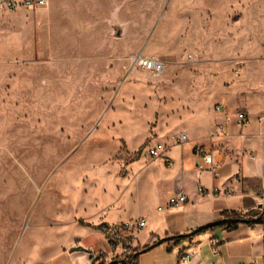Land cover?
<instances>
[{
  "label": "rangeland",
  "instance_id": "374dc122",
  "mask_svg": "<svg viewBox=\"0 0 264 264\" xmlns=\"http://www.w3.org/2000/svg\"><path fill=\"white\" fill-rule=\"evenodd\" d=\"M46 2L0 11V247L16 264L136 216L146 148L209 137L217 104L264 124V0ZM139 231L121 234L129 254Z\"/></svg>",
  "mask_w": 264,
  "mask_h": 264
},
{
  "label": "crops",
  "instance_id": "0c3cea01",
  "mask_svg": "<svg viewBox=\"0 0 264 264\" xmlns=\"http://www.w3.org/2000/svg\"><path fill=\"white\" fill-rule=\"evenodd\" d=\"M231 120L233 125L228 123L226 135L193 139L188 135L187 143L169 146L166 159H154L136 189V216L127 212L104 215L102 220L93 221V228H77L72 245H58L56 251H49L43 258L32 256L21 259L18 264H93L91 252L109 249L99 231L102 225H120L143 218L145 225L136 235V247L142 249L158 239L185 235L220 219L223 211L247 213L260 209V205L264 206V124L257 122L258 127L253 129L249 119L241 126L236 124L234 117ZM243 128L250 130L243 133ZM196 145L212 152L216 177L207 166L206 171L197 174ZM245 178L258 180L260 187L256 188V183H243ZM198 184L205 194L198 193ZM213 188H217V195ZM227 189L231 194L225 193ZM180 192L187 196V202L177 207L169 205V198ZM244 198H247L245 205ZM92 235L100 236V246L89 244ZM18 249L15 248L10 258L0 247V264H16ZM116 253H120V248ZM182 256H188V262H180ZM138 264H264V227L239 223L232 230L214 229L195 236L189 243L163 242L143 250L138 256Z\"/></svg>",
  "mask_w": 264,
  "mask_h": 264
},
{
  "label": "built area",
  "instance_id": "2783aa9c",
  "mask_svg": "<svg viewBox=\"0 0 264 264\" xmlns=\"http://www.w3.org/2000/svg\"><path fill=\"white\" fill-rule=\"evenodd\" d=\"M47 4L46 0H0V11L6 10L10 12H16L20 9H30L35 10L45 7ZM134 64L148 71H152L156 76L162 74L164 70V64L162 61L147 56L137 55L134 58ZM215 111L217 115L221 117V120L214 126L213 130L210 132V138L221 137L227 134L228 123L231 118L234 117L236 124L241 126L247 119V114L242 110H237L232 114L226 110L224 105L217 104L215 106ZM241 136V134H240ZM189 141L187 133H181L176 138H174V144L182 145ZM146 156L152 160L154 159H166L165 154L167 153L169 146L163 143H155L154 145H149L146 148ZM194 151L197 155L196 170L197 174L200 175L202 172L206 171V166L209 167L211 174L216 177L215 170L213 168V157L212 152L208 149L196 145ZM197 191L200 194H205V190L201 185H197ZM213 193L218 194L217 188H213ZM226 194H231V190L227 189ZM187 202V196L180 192L172 195L168 203L173 207L180 206ZM264 207L260 205V209ZM145 225V220L143 218H137L130 220L128 222L122 223L120 225H102L99 227V231L104 235L105 240L109 246L108 250H101L99 252H91L90 259L93 264H107L109 261L116 259V257H125L129 255L127 249L122 247V236L124 232L131 231L133 229L141 230ZM120 244L122 246H120ZM215 247V243H214ZM117 248L121 249V253H116ZM180 262H188V256L180 257Z\"/></svg>",
  "mask_w": 264,
  "mask_h": 264
},
{
  "label": "trees",
  "instance_id": "16d2710c",
  "mask_svg": "<svg viewBox=\"0 0 264 264\" xmlns=\"http://www.w3.org/2000/svg\"><path fill=\"white\" fill-rule=\"evenodd\" d=\"M243 183L247 185H251V183H256L255 187L259 188L260 185L258 180L248 179L245 178L242 180ZM247 203V198H244V205ZM221 218L227 219H245L246 223L249 224H264V207L261 209H252L247 213L242 211H233V210H226L221 213ZM239 223L230 222L218 225L214 228H203L199 231L193 230L191 235H178L175 239V243H189L191 240L198 235L206 234L212 232L214 229H222V230H232L234 229ZM149 247H144L142 249H135L129 255L125 257H116V260L123 261L124 264H138V256L143 251L148 249ZM104 264V263H102Z\"/></svg>",
  "mask_w": 264,
  "mask_h": 264
},
{
  "label": "water",
  "instance_id": "95a60500",
  "mask_svg": "<svg viewBox=\"0 0 264 264\" xmlns=\"http://www.w3.org/2000/svg\"><path fill=\"white\" fill-rule=\"evenodd\" d=\"M117 34L119 35L120 34V31H117ZM230 222H236V223H246V220L245 219H227V218H220V219H217V220H214L212 222H208L204 225H201L199 227H197L196 231H199L203 228H214L218 225H221V224H224V223H230ZM192 234V231L190 233H187V235H191ZM178 235L176 236H168V237H164V238H161L158 242L154 243L153 245H151L149 248H152L156 245H159L163 242H167V241H170V240H175L177 238ZM107 264H124L123 261H118L116 259L112 260V261H109Z\"/></svg>",
  "mask_w": 264,
  "mask_h": 264
}]
</instances>
